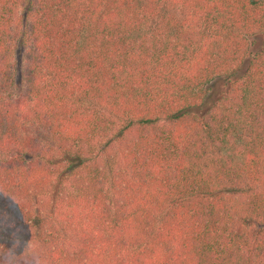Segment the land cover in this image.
I'll list each match as a JSON object with an SVG mask.
<instances>
[{"label":"trees","instance_id":"trees-1","mask_svg":"<svg viewBox=\"0 0 264 264\" xmlns=\"http://www.w3.org/2000/svg\"><path fill=\"white\" fill-rule=\"evenodd\" d=\"M0 264H264V0H0Z\"/></svg>","mask_w":264,"mask_h":264},{"label":"rangeland","instance_id":"rangeland-1","mask_svg":"<svg viewBox=\"0 0 264 264\" xmlns=\"http://www.w3.org/2000/svg\"><path fill=\"white\" fill-rule=\"evenodd\" d=\"M14 59H18V57H15Z\"/></svg>","mask_w":264,"mask_h":264}]
</instances>
